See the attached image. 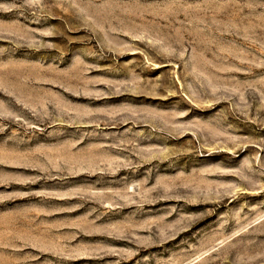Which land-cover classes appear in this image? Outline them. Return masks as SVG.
Returning a JSON list of instances; mask_svg holds the SVG:
<instances>
[{
    "label": "rangeland",
    "instance_id": "rangeland-1",
    "mask_svg": "<svg viewBox=\"0 0 264 264\" xmlns=\"http://www.w3.org/2000/svg\"><path fill=\"white\" fill-rule=\"evenodd\" d=\"M0 264H264V0H0Z\"/></svg>",
    "mask_w": 264,
    "mask_h": 264
}]
</instances>
